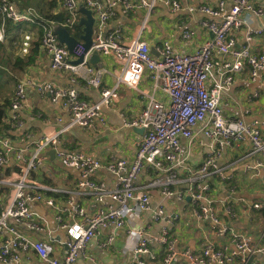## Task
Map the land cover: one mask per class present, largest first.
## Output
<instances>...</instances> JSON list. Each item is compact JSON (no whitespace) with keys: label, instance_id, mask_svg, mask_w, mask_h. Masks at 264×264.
<instances>
[{"label":"built area","instance_id":"2783aa9c","mask_svg":"<svg viewBox=\"0 0 264 264\" xmlns=\"http://www.w3.org/2000/svg\"><path fill=\"white\" fill-rule=\"evenodd\" d=\"M159 1L174 9L181 8L178 0H61L70 15L65 27H73L79 22V9L82 5L92 9L96 18L92 45L84 60L76 64L72 62L67 46L59 41L55 33L57 24L53 20L42 18L32 6L19 9L14 0H0V13L3 16L0 21V42L6 39L7 20L38 24L42 28L40 45L50 57L51 68L67 71L71 80L69 86L32 79L21 80L17 84L11 110L6 116L8 123L23 124L17 111L27 102L26 89L29 86L48 95L52 102L61 103L67 110L69 119L58 130L43 134L35 141L29 156L9 136L0 135V167L5 166L11 158L20 163V177L17 180L0 176V190L3 186L12 187L11 197L0 210V232L9 231L12 234L10 239L0 242L1 262L16 263L19 260V249H33L48 264H77L79 256L102 228L123 227L132 216L150 210V189H159L163 194L177 196L179 199L190 197L197 205L195 216L200 220H209L211 231L217 236L228 237L231 246H219L208 240L197 254L190 250L180 252L177 237L173 235L174 217L166 214L160 207L156 218L164 219L165 226L159 236L149 239L144 227L130 230V244L136 255L146 254L153 258L149 247L152 240L164 247L161 264H174L177 255L185 258V264H245L250 255L264 252V237L262 243L253 242L249 234L221 221L218 202L230 217L236 216L231 200L223 198L217 201L210 196L212 178L220 181L230 179L225 168L219 165L228 147L248 141L251 151L247 155L264 157V120L247 122L242 117H228L223 102L224 93L231 89L236 76L246 66L251 68L253 79L264 67V49L262 53L255 54L248 45L253 35L260 33L262 29H253L244 17L245 13L262 15L264 6H257L253 0H232L229 8L226 7L225 0H220L216 7L201 5L198 10L211 17L204 20L203 25L208 28L212 37L188 54L176 51L169 41H164L157 47L158 55H155L140 46L138 39L129 44L123 43L119 27L106 31L108 22L119 7L125 14L144 8V27ZM189 10L193 12L195 8L189 7ZM243 28L247 44L238 46L236 32ZM183 36L190 38L191 32L186 31ZM94 51L112 53L122 64L113 86H104V69L89 62V56ZM145 73L152 78L155 89L168 96L169 103L158 99L154 93L148 94L145 108L137 117L127 122L130 126L144 129L133 160L112 157L109 161L102 162L82 150L67 151L58 148L61 135L69 129L75 126L92 129L96 120L105 124L104 107L111 106L119 98L122 85L136 89ZM77 84L99 89V99H83L76 88ZM59 122H62L61 118ZM200 133L211 139L214 147L212 153L195 167L189 163V155L182 145V139L191 144ZM49 148L54 150L64 167L80 171L77 190L53 188L31 179V173L41 165ZM259 166H264L262 160L256 163V167ZM103 168L116 177V185L112 189L94 180V176ZM143 171H150L154 176L147 184L138 187L136 179ZM178 185H184V188L174 190ZM235 189L236 185L230 188L232 192ZM46 191L70 195L67 202L75 207L73 217L77 218L71 221L65 220L60 214L56 216L67 235V249L63 258L52 255L53 246L50 243L43 240L31 241L18 228L22 226L31 231L44 230L40 217L31 209V204L43 202L57 208L56 199L46 194ZM76 194L93 195L99 202L110 198L119 205L100 208L88 214L82 205L75 203ZM252 207L261 209L257 202ZM10 220H14V224ZM113 240L114 237L109 236L103 246L111 245ZM136 260L145 264L138 257Z\"/></svg>","mask_w":264,"mask_h":264},{"label":"crops","instance_id":"0c3cea01","mask_svg":"<svg viewBox=\"0 0 264 264\" xmlns=\"http://www.w3.org/2000/svg\"><path fill=\"white\" fill-rule=\"evenodd\" d=\"M178 1L181 3L179 9H174L159 1L155 10L146 20L144 27L143 21L146 16L144 8L125 14L119 7L115 16L108 22L106 31L119 27L122 31L121 41L123 43L129 44L134 39H138L140 46L155 55H158L157 47L164 41H169L176 51L183 54L192 53L212 37L208 28L203 25V21L211 17L199 11V7L204 4L216 7L220 0ZM253 1L257 6H264V0ZM45 2L43 6H38V9L34 7L38 14L44 19L53 20L57 25H66L70 15L63 7L61 0H56L54 5H51L49 0H45ZM225 2L226 7L229 8L232 0H225ZM17 6L19 9H24L31 5L21 7L17 4ZM189 7H194L195 10L191 12ZM50 15L54 17H50ZM83 16L84 14L80 12L79 19ZM244 17L250 27L262 29L260 33L254 34L248 43L252 53L260 54L264 49V13L262 15L245 13ZM10 21V24H6V39L4 42H0V101L9 100L7 112L11 110V101L17 84L21 80L52 81L62 86L71 84L67 71L51 68L50 57L40 45L42 28L36 23ZM82 28V26H78L73 32L82 34ZM186 31L191 32L190 38L183 36ZM74 33L72 34L74 35ZM236 39L238 46L247 44L244 28L236 32ZM100 56L101 60L97 66L104 69L102 84L113 86L122 64L112 53H100ZM73 59L75 56L72 55ZM76 88L83 99L96 101L100 97V90L95 87L77 84ZM119 91V98L111 106L103 109L106 118L105 124L96 120L95 127L92 129H82L78 126L69 129L61 135L58 148L67 151L82 150L102 162L109 161L112 157L133 160L143 132H141L142 127L130 126L127 122L142 112L148 103V94L154 93L158 99L166 103H169V98L162 91L155 89L154 82L148 73L144 74L136 89L122 85ZM26 94V104L17 111L23 124L15 125L6 121L8 127L0 135L9 136L12 142L18 148L25 149V155L29 156L34 149L35 141L43 134L61 128L68 121L69 114L61 103L52 102L48 95L41 94L32 86L27 87ZM223 102L224 111L228 117H242L247 122L263 121L264 67L253 79L251 68L246 66L245 70L236 76L231 89L224 93ZM59 118L62 119V122H59ZM182 145L188 152L189 163L195 167L212 153L214 147L213 141L201 133L191 144L182 139ZM51 149L49 148L45 152L46 157L41 165L31 173V179L53 188L77 190L80 171L64 167L56 154L54 156L49 154ZM250 151L251 145L248 141L230 146L224 151L219 165L225 168L230 179L220 181L217 178H212L210 182L213 188L210 196H213L217 201L223 198L230 199L236 210V216L230 217L218 202L217 207L222 222L249 234L253 242L262 243L264 237V166L256 167V163L258 160H262L264 163V157L257 154L247 155ZM19 164V161L11 158L5 166L0 167V176L17 180L20 177ZM153 176L152 172L143 171L136 179V185L144 186ZM94 180L103 183L108 189H112L116 185L115 175L104 168L98 171ZM232 185H236L234 192L230 190ZM180 188H184V185H178L174 187V190ZM45 193L56 199L57 208L50 207L43 202L31 204V209L40 217L44 230L31 231L22 226L18 228L31 241L43 240L50 243L53 246L52 255L63 258L67 249L65 245L67 235L65 230L60 227L56 216L60 214L65 220L71 221L73 218H77L73 217L75 207L67 202L70 196L68 194L53 191ZM11 195L12 187L3 186L1 188L0 210ZM150 195V210L132 216L123 227L102 228L79 256L77 264H140L136 257L144 261L145 264H161L164 247L154 240L149 243L153 258L146 254L136 255L132 244H130V230L132 229L144 227L146 237L149 239H154L161 234L165 220L156 218L160 207L166 211V214L174 217L173 235L177 237V248L180 252L190 250L197 254L208 240H212L219 246H231L228 237L217 236L211 231L209 220H200L195 216L197 205L188 200L189 197L179 199L177 196H167L159 189H150ZM74 196L75 203L82 205L88 214L94 213L100 208L119 205L118 202L110 198L99 202L93 195L76 194ZM254 202L259 203L261 209L253 208ZM10 223L14 224V220H10ZM109 236L114 237L113 243L103 246V242ZM11 237L12 234L9 231L0 232V242ZM18 254L19 260L13 264H48L33 249H19ZM255 255L252 264H264V252ZM0 264L7 263L0 261ZM174 264H185V258L182 255H177Z\"/></svg>","mask_w":264,"mask_h":264},{"label":"water","instance_id":"95a60500","mask_svg":"<svg viewBox=\"0 0 264 264\" xmlns=\"http://www.w3.org/2000/svg\"><path fill=\"white\" fill-rule=\"evenodd\" d=\"M79 10L84 14V16L81 17L78 22V25L83 27V32L79 37L73 35L70 30L63 25H56L55 27V33L58 35L59 41L62 44H65L70 53L75 56V59H73L72 62L76 64L81 63L84 60L92 45L94 27L96 23V18L92 9H89L86 6L82 5ZM100 60L101 56L98 51H94L89 56V61L96 66L98 65ZM143 131L144 129L142 128L141 132ZM49 154L51 156H54V150L49 151ZM188 200H190V197L188 198ZM255 257L256 255H250L245 264H252Z\"/></svg>","mask_w":264,"mask_h":264},{"label":"trees","instance_id":"16d2710c","mask_svg":"<svg viewBox=\"0 0 264 264\" xmlns=\"http://www.w3.org/2000/svg\"><path fill=\"white\" fill-rule=\"evenodd\" d=\"M49 2H50L51 5H54L56 3V0H49ZM50 17H54V16L50 15ZM2 18H3V16L0 13V21H2ZM55 18H56V16H55ZM51 19H53V18H51ZM10 22H11L10 20H7L6 24H8V23L10 24ZM78 26L79 25L77 23L74 27H68V29L71 31V33H74L73 32L74 29L76 27H78ZM7 27H8V25H7ZM74 35L79 37L81 34H75L74 33ZM8 101H9L8 99L5 100L4 102L0 101V134H2L3 133L2 131L8 127V125L6 123V116H7V113H8L7 112Z\"/></svg>","mask_w":264,"mask_h":264},{"label":"rangeland","instance_id":"374dc122","mask_svg":"<svg viewBox=\"0 0 264 264\" xmlns=\"http://www.w3.org/2000/svg\"><path fill=\"white\" fill-rule=\"evenodd\" d=\"M14 2L20 5L21 7L31 5L36 9H38V6H43L44 3H46L45 0H14Z\"/></svg>","mask_w":264,"mask_h":264}]
</instances>
